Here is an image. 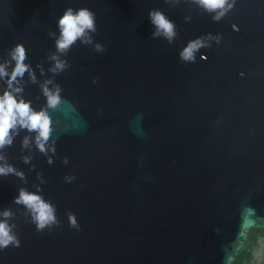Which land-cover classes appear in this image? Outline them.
I'll return each mask as SVG.
<instances>
[{
    "label": "water",
    "instance_id": "95a60500",
    "mask_svg": "<svg viewBox=\"0 0 264 264\" xmlns=\"http://www.w3.org/2000/svg\"><path fill=\"white\" fill-rule=\"evenodd\" d=\"M69 9L90 11L94 31L61 52ZM152 12L173 24L171 40L154 35ZM17 45L28 70L9 88ZM0 66V97L44 111L51 128L43 152L19 124L0 147V167L13 169L0 175V222L19 245L0 248V264H264V0L216 11L197 0H0ZM45 88L59 89V105ZM21 190L55 222L38 229L15 202Z\"/></svg>",
    "mask_w": 264,
    "mask_h": 264
},
{
    "label": "clouds",
    "instance_id": "9594fccd",
    "mask_svg": "<svg viewBox=\"0 0 264 264\" xmlns=\"http://www.w3.org/2000/svg\"><path fill=\"white\" fill-rule=\"evenodd\" d=\"M197 2L208 11H216L217 9H224L228 4V0H197ZM231 7V5H229ZM152 24L156 27L157 31L154 35L163 34L169 40L175 35L173 24L168 21L161 13L152 12L149 14ZM224 15V11H221L215 19H220ZM60 39L57 40L58 51L67 50L79 37L85 34L86 30L94 31V17L93 14L86 10L81 9L76 14L69 9L65 12L64 16L59 21ZM202 46L201 42L195 41L189 43V45L181 52V57L185 61L193 60V52ZM97 50H102L97 45ZM25 50L23 46L17 45L12 53V59L16 61L15 68L11 73V77L8 80V86L11 88L12 82L17 77H22L28 70L27 65L24 64ZM55 59V57H53ZM63 63L58 62L56 64L57 69H63ZM4 67L0 66V77L7 76ZM15 91H19L16 89ZM44 94L47 97L49 107H56L61 103L59 96V89L53 94L44 89ZM19 124L21 128H27L29 131L38 132L37 144L40 150L44 151V145L40 141H47L51 132L50 120L44 111L34 112L30 108V105L24 103L22 100L18 103L15 97L8 91H5L3 97H0V147H3L6 143L10 144L9 132ZM10 167H0V175H6L12 172ZM18 204L26 205L33 213V219L38 229L42 230L46 226L55 222L54 209L47 203H45L39 196L27 193L23 190L20 191L19 197L15 201ZM10 213L5 212L4 216H9ZM72 226H76V221L73 216L69 217ZM11 229L4 222H0V248H7L10 244L18 245L15 237L10 235Z\"/></svg>",
    "mask_w": 264,
    "mask_h": 264
}]
</instances>
